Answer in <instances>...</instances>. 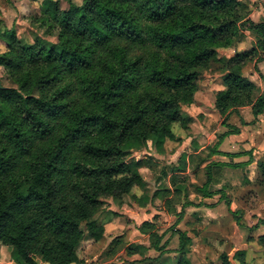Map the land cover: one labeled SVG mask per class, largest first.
<instances>
[{"label":"trees","instance_id":"1","mask_svg":"<svg viewBox=\"0 0 264 264\" xmlns=\"http://www.w3.org/2000/svg\"><path fill=\"white\" fill-rule=\"evenodd\" d=\"M67 2L63 9L60 0H43L31 18L43 36L36 32L32 44L13 30L0 32V67L14 85L0 78V244L13 248L15 264H87L78 248L86 239L103 240L96 215L105 200L146 191L140 169L147 162L134 155L147 150L149 140L159 155L168 140L181 141L174 128L188 129L192 119L183 108L195 102L202 71L221 61L217 49L249 32L253 54L261 52L264 61V19L244 16L240 0ZM251 54L224 61V89L214 94L223 125L241 108L251 107L256 119L264 114V91L243 73ZM237 132L220 136L211 154ZM212 166L196 188L206 197L213 194ZM177 175L171 185L182 198L186 189ZM168 191L144 194L139 205ZM175 213L179 224L183 211ZM139 230L153 249L165 250L154 222ZM174 233L180 241L174 264H193L192 238L181 229ZM245 259V251L234 255L239 264ZM219 260L232 264L226 251Z\"/></svg>","mask_w":264,"mask_h":264},{"label":"rangeland","instance_id":"2","mask_svg":"<svg viewBox=\"0 0 264 264\" xmlns=\"http://www.w3.org/2000/svg\"><path fill=\"white\" fill-rule=\"evenodd\" d=\"M60 1L63 9H66L68 7V0ZM73 1L81 5L84 0ZM240 1L244 4V8L242 9V14L244 16H249L255 22H260L264 19V0ZM42 2L43 0H0V32L3 33L13 30L24 43L32 44L36 32L43 36V30L34 27L31 21L32 16L39 11ZM52 39L55 40V38H50V40ZM2 42L3 41L0 40V54L5 51V43ZM254 47V36L246 32L238 34L235 42L230 47H221L217 49L218 59L221 61H215L207 66L202 71L198 80V92L195 99L198 98V100H202L205 104L204 107L200 108V106H196L197 101L195 100L192 105L184 106L183 108L184 117L192 119L190 126L193 127V121L195 123H200V121L202 122L204 118L208 117L211 122H214L213 125L215 124V127H217L216 120L219 118V115L214 113L213 110L215 109L212 107L215 93L208 89L206 91L204 87L207 86L209 82L215 81L216 78H223L225 73L224 61L233 58L238 53H252V59L245 63L243 73L246 77L255 82L260 88V91H264V61L258 60L263 54L261 52L253 54L252 50ZM0 78L4 85L14 87L9 77L4 73L2 67H0ZM219 122H221L222 125L221 119ZM174 130L179 136L192 133L190 127L186 130L179 125H176ZM211 132L214 133L213 128H211ZM218 136L219 134L217 133L216 138ZM211 140L210 137L200 139L197 145L207 147L199 155L190 156L189 163L187 162V158L183 160V158L179 156L171 157L168 155L167 157L166 155H159L151 148V144H149L147 150L135 154V158L144 159L147 162V165L140 169L144 181L147 184L146 191H142L138 188L142 193L141 196L137 197L133 192L118 201L107 198L105 200V206L96 215V219L100 223L111 219L112 233L110 231L109 233L111 234L108 233L107 239L101 240L98 243L89 239L83 241L78 248L79 257L87 264H105L108 262H115L116 264H132L133 262L136 264H147V262L152 260L145 259V254L138 255L135 246L141 242H146L147 246H150V241L147 238L148 236H144V234L138 230V227L145 221H151L155 223L159 235H164L162 242L168 241L167 244H169L168 248L170 249L166 251L164 255L170 254V264L176 261V259H174L176 257L173 256L179 245L178 236L174 233L176 228L187 231L189 236L192 237L193 244L190 249L189 258L194 264H221L219 257L223 250L221 251L217 247L214 248L207 245L206 240L208 238L224 239L228 241L230 245L229 248H226V252L229 253V251L237 247L231 237L236 227L240 230L243 229L241 232L246 233L247 237H244L245 241L248 239L249 235L252 234L249 231L245 232L247 226L243 223L239 215L240 212L244 211L236 210V212H234L232 208L230 210L232 200L225 197L222 198L223 195L227 196L225 195L227 191H217L221 190L224 184L211 183V190L216 192L213 197L216 202L214 206L215 208H219L215 212L210 211L209 214L205 212V208L210 206L202 202L200 200L203 199L202 196L195 192L197 187H202L206 183L207 169L205 171L201 165H204V160L207 156H210L208 150L215 144H213ZM175 173L179 174L177 175V183L180 187L184 185L183 187L186 189L185 195L182 198L178 192L175 191L176 188L171 185L173 184L171 177ZM217 178L220 180V173ZM166 188L169 190L167 193H164L167 194L165 195L166 197L161 196L155 198L147 207H141L139 205V198H142L144 194L153 196L157 190H164ZM229 192L233 193L234 191ZM231 196L234 197L235 195L233 194ZM222 199L225 200L223 208L221 207L222 204H220ZM258 201L259 200L256 202L258 203ZM228 205H230V207ZM175 210L177 214L183 211V219L179 224H177L178 217ZM228 214H231V217H229ZM228 217L229 220L227 219ZM261 221L263 222L264 220ZM258 226H264V223H259ZM213 243L216 246L218 245L216 242ZM193 246L198 250L193 251ZM128 248L132 249V254L127 253ZM206 249H211L212 252H219V255L216 259H211L210 253L207 252ZM149 254L150 253H148V255ZM234 254L231 259L232 261H235ZM12 255L13 248L0 244V262H2V264H15ZM158 255L159 253L157 251H153L151 256L157 257ZM164 255L159 257V259L161 258V260H164ZM237 264L239 263L237 262Z\"/></svg>","mask_w":264,"mask_h":264},{"label":"crops","instance_id":"3","mask_svg":"<svg viewBox=\"0 0 264 264\" xmlns=\"http://www.w3.org/2000/svg\"><path fill=\"white\" fill-rule=\"evenodd\" d=\"M204 89L206 91L208 89L214 93L223 90L224 86H223L222 78H216L215 81L209 82V84L205 86ZM196 101H197L196 106H200V108L204 107L205 104L204 102H202V100H198V98H196ZM212 107L214 108V104ZM213 111L214 113L219 115V113L216 110ZM220 119L221 117L219 115V118L216 120L217 127H215V124L213 125L214 122H211V120H209L207 117L204 118L202 122L200 121V123H195L193 121V127L190 126L191 124H189V127L192 129V133L189 135L182 134V136H179V134L175 132L176 136L182 139V141L176 142V141L168 140L165 144V153L162 155L163 156L166 155L167 157L168 155L171 157L179 156L180 158H183V160H186L187 158V162L189 163L190 156L199 155L207 147V146L197 145V143L200 142V139H205L206 137H210V139H212L211 142L215 144L212 145V147L208 150L210 156H207V158L204 160V165L202 164L201 167L206 171L207 166L213 164L212 182H215L216 184H224L221 190H217V191H222V192L227 191V193L225 194L227 196H224L222 194L223 195L222 198L225 197L232 200L231 202L232 205L230 204L232 211L234 212H236V210L244 211V212H240L239 215L243 223H245V225L247 226L245 232L249 231L252 234L249 235L248 239L245 241L244 237H247V235L246 233L241 232L243 231V229L240 230L238 227L234 229V234L231 237L232 240L237 245L236 252L238 251L246 252L245 261L247 264H264V243L260 242L259 240L260 237L264 236V232H263L264 226H258L260 221L264 220V173L262 171L264 169V114L260 115L256 119L253 116L251 107H245L239 110V114L238 113L232 114L226 125H223V123L221 125V122H219ZM211 128L214 129V133L211 132ZM233 129H238V132L232 133L226 136L225 138H223L221 143L219 144V147L217 148L218 150L217 153L211 154V149L214 148V146L219 142L220 136ZM217 133L219 134V136L216 138ZM219 173H220V180L217 178ZM212 184H210L209 186V191L213 193L212 196L210 197L204 196V193H199L195 189L196 194L201 195L203 198L200 200L212 208V209L210 207L205 208L206 209L205 212H207L208 214L210 213V211L215 212L219 208V207L215 208L214 206L216 202L213 199V197L216 194V192L211 190ZM229 191H234V192L230 193ZM233 194L235 195L234 197L231 196ZM257 200H259L260 202L258 201L257 203L256 202ZM220 204H222L221 207L223 208L225 204V200L222 199V202ZM228 215L229 217H231V214ZM229 217L227 218L228 220ZM111 222H112L111 219H109L108 221L101 223L105 227V236L103 240L107 239L108 235L112 233ZM176 229H180V228H176ZM110 231L111 233H109ZM147 238L149 239V237ZM250 238L251 240H249ZM163 239H164V235H163ZM213 242H216L219 245L222 244L224 246L222 252L226 251V248H229L230 245L229 242L224 239L208 238L206 240L207 245H210L215 248L216 245H214ZM164 243H166V241L162 242V245ZM192 244H193V240H192ZM137 245L144 246L148 249L147 253L145 254V259H150L152 261L147 262V264H165L171 261L169 259L170 254L164 255L165 252L169 251L170 249L168 248L169 244L166 245L165 250L162 252L153 249L151 245L147 246L146 242L143 243L141 242ZM153 251H157L159 255L157 257L151 256ZM176 251L173 257H176L174 259H176L177 261V259L179 258V254ZM148 253L150 254L148 255ZM137 254L140 255V253ZM189 254H188V258L190 257ZM162 255H164V260H161V258L159 259V257H161ZM108 263H112V262H108Z\"/></svg>","mask_w":264,"mask_h":264},{"label":"clouds","instance_id":"4","mask_svg":"<svg viewBox=\"0 0 264 264\" xmlns=\"http://www.w3.org/2000/svg\"><path fill=\"white\" fill-rule=\"evenodd\" d=\"M241 47H242V46H241ZM186 142H187V141H186ZM147 143H148V144H151L152 141L149 140V141H147ZM133 192L136 194L137 197H139V196L142 195V193L140 192V190H139L138 188L133 189ZM154 211H155V210H154ZM216 247L222 251L224 246L218 244ZM197 250H198V249H197L195 246H193V251H197ZM206 251L210 253V258H211V259H216L217 256L219 255V252H212L211 249H206ZM235 251H236L235 248L232 249L231 251H229L228 256H229V259H230V260L232 259V256H233V254H234ZM0 264H2V262H0ZM232 264H237V262H236V261H232Z\"/></svg>","mask_w":264,"mask_h":264}]
</instances>
